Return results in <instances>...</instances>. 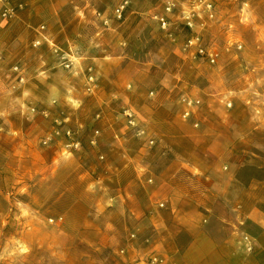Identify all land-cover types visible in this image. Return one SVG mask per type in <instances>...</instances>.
<instances>
[{"label": "rangeland", "instance_id": "obj_1", "mask_svg": "<svg viewBox=\"0 0 264 264\" xmlns=\"http://www.w3.org/2000/svg\"><path fill=\"white\" fill-rule=\"evenodd\" d=\"M157 102L176 108L173 126L150 119ZM224 119L223 165L240 167L231 197L253 245L240 261L264 264V0H0V134L33 146L28 162L1 140L0 264L166 260L142 250L148 223L111 204L122 180L109 167L123 137L149 157L160 132L200 145Z\"/></svg>", "mask_w": 264, "mask_h": 264}, {"label": "crops", "instance_id": "obj_2", "mask_svg": "<svg viewBox=\"0 0 264 264\" xmlns=\"http://www.w3.org/2000/svg\"><path fill=\"white\" fill-rule=\"evenodd\" d=\"M152 109L150 119H156L159 125L171 127L177 121L173 117L176 108L168 103L157 102ZM159 110L168 116H161ZM187 110L185 107L184 112ZM229 123L224 119L217 131L203 135L204 141L195 146L191 135L171 134L170 129L160 132L159 149L149 157L141 146L133 150L124 146V137L120 141V164L111 165L109 171L120 175L122 182L119 188L108 187L111 204L120 206L126 218L148 223L137 231L142 250H149L146 242L150 243L153 250L165 257L166 264H244L240 255L243 251L249 253L244 241L247 234L241 236L239 232L241 202L231 197V191L241 186L240 167L223 165L228 155L225 127ZM7 138L11 142L9 153L30 162L31 134H0V144ZM175 139L188 145L173 149ZM149 199L153 211L150 207L144 212ZM157 203L166 206L159 208ZM256 215L261 218L259 211ZM263 218L258 223L264 222ZM76 221L96 223L97 219L90 213H81Z\"/></svg>", "mask_w": 264, "mask_h": 264}, {"label": "built area", "instance_id": "obj_3", "mask_svg": "<svg viewBox=\"0 0 264 264\" xmlns=\"http://www.w3.org/2000/svg\"><path fill=\"white\" fill-rule=\"evenodd\" d=\"M6 12H7V10L5 11V13H4V15H6ZM160 20V24H161V26L163 27V28H165L166 26H167V21L165 20V18H160L159 19ZM199 40V38H196V41H198ZM190 44H192L193 43V40H191L190 42H189ZM200 53H204V50L201 48L200 49ZM210 60L212 61V62H214L215 60H214V58H212V56H211V58H210ZM184 101H186V103H187V105H189V106H191L193 103H192V101H187V99H184ZM230 105V104H229ZM190 111L189 110H187L186 112H185V116L187 117V116H189L190 115ZM153 142V141H152ZM166 206V204L165 203H159V207L160 208H164ZM131 237L132 238H134V237H136V233H132L131 234ZM244 241H246L245 243V245H246V248L248 249V250H252L253 249V245H252V242H249V238L246 236V237H244ZM149 263L150 264H165V260L163 259V258H161V257H159V256H151L150 257V259H149Z\"/></svg>", "mask_w": 264, "mask_h": 264}]
</instances>
